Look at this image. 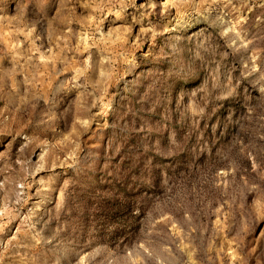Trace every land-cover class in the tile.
<instances>
[{
	"label": "rangeland",
	"instance_id": "obj_1",
	"mask_svg": "<svg viewBox=\"0 0 264 264\" xmlns=\"http://www.w3.org/2000/svg\"><path fill=\"white\" fill-rule=\"evenodd\" d=\"M0 264H264V0H0Z\"/></svg>",
	"mask_w": 264,
	"mask_h": 264
}]
</instances>
